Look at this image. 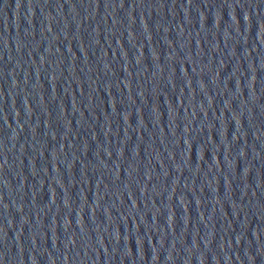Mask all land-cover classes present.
<instances>
[{
  "label": "water",
  "instance_id": "95a60500",
  "mask_svg": "<svg viewBox=\"0 0 264 264\" xmlns=\"http://www.w3.org/2000/svg\"><path fill=\"white\" fill-rule=\"evenodd\" d=\"M0 264H264V0H0Z\"/></svg>",
  "mask_w": 264,
  "mask_h": 264
}]
</instances>
